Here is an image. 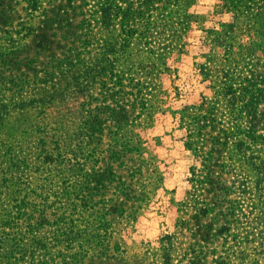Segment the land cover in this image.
Instances as JSON below:
<instances>
[{"label": "rangeland", "instance_id": "1", "mask_svg": "<svg viewBox=\"0 0 264 264\" xmlns=\"http://www.w3.org/2000/svg\"><path fill=\"white\" fill-rule=\"evenodd\" d=\"M112 1L0 0V264H264V0Z\"/></svg>", "mask_w": 264, "mask_h": 264}, {"label": "trees", "instance_id": "2", "mask_svg": "<svg viewBox=\"0 0 264 264\" xmlns=\"http://www.w3.org/2000/svg\"><path fill=\"white\" fill-rule=\"evenodd\" d=\"M109 1V0H106ZM111 11H110V10ZM124 9L121 6H118L114 0L112 2L109 3V5H103L102 3H98L97 4V10H96V15L98 16L97 19V25L98 28H102L104 30V28L102 26H106L107 21H108V17H110L111 12L114 15V19L119 17L118 15L123 14ZM118 12V13H117ZM127 15V11H125V16ZM138 15H140V12H138ZM102 29H100V31H102ZM89 75L86 76V79H88ZM99 75H96L95 77H90V80L94 81L92 83L98 82L99 80ZM164 259H165V264H168L170 262V258H169V254L167 252V254H164Z\"/></svg>", "mask_w": 264, "mask_h": 264}]
</instances>
